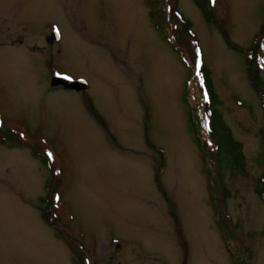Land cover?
I'll use <instances>...</instances> for the list:
<instances>
[{"label": "rangeland", "instance_id": "374dc122", "mask_svg": "<svg viewBox=\"0 0 264 264\" xmlns=\"http://www.w3.org/2000/svg\"><path fill=\"white\" fill-rule=\"evenodd\" d=\"M209 4L0 0V133L16 134L0 141V264H264L247 71L256 50L264 80V0ZM201 55L244 156L221 176L198 144Z\"/></svg>", "mask_w": 264, "mask_h": 264}, {"label": "trees", "instance_id": "16d2710c", "mask_svg": "<svg viewBox=\"0 0 264 264\" xmlns=\"http://www.w3.org/2000/svg\"><path fill=\"white\" fill-rule=\"evenodd\" d=\"M173 1L174 3L177 2V0ZM195 2L198 4V7L201 9L204 15L209 19V0H195ZM153 24L156 30L161 29L159 22H155ZM182 24L186 25L184 26V33H187L186 30L190 33V23L187 20H182ZM247 71L250 74V82L253 88L257 91L264 109V80L260 76V65L258 61V55H256V50H252V52L249 54ZM195 74H198V89L201 93L202 99L201 108L197 111V115L199 114L196 117L198 118L197 127L200 128V131L204 136V141L202 140V142L200 140V143L198 140V144L205 152V156L207 155L206 151H209V156H207V158L209 157L210 162L214 163L212 168L215 169L216 167V170L220 176L224 170L233 172L238 169H242L244 167L242 145L232 136L229 126L225 123L221 112L217 108V105L219 104V98L217 94L213 93L211 90L209 72L202 59V55L200 56V61L197 68L195 69ZM205 95H207V98H205ZM205 125H207V127H205ZM14 135L16 134L0 133V136H2L0 137V141L3 142L7 139H12V136ZM45 156L43 155L40 157L43 158L44 163H47ZM156 176L158 178V174ZM257 193L264 203V176H262L259 180ZM52 208L53 207L49 203L46 205V208H43L41 211L44 221L49 226L53 224L51 220L53 215L50 210Z\"/></svg>", "mask_w": 264, "mask_h": 264}, {"label": "water", "instance_id": "95a60500", "mask_svg": "<svg viewBox=\"0 0 264 264\" xmlns=\"http://www.w3.org/2000/svg\"><path fill=\"white\" fill-rule=\"evenodd\" d=\"M58 35L57 33H52L49 36V41L57 39ZM51 84L56 85V84H62L65 88H71L75 91H79V90H85L87 89V83L84 80H75V81H69L68 78H62L59 76H54L51 79Z\"/></svg>", "mask_w": 264, "mask_h": 264}, {"label": "snow or ice", "instance_id": "6c2138e0", "mask_svg": "<svg viewBox=\"0 0 264 264\" xmlns=\"http://www.w3.org/2000/svg\"><path fill=\"white\" fill-rule=\"evenodd\" d=\"M205 98H207V95H205ZM205 127H207V125H205ZM49 156H51V153H49ZM56 199H59V197L57 196Z\"/></svg>", "mask_w": 264, "mask_h": 264}]
</instances>
